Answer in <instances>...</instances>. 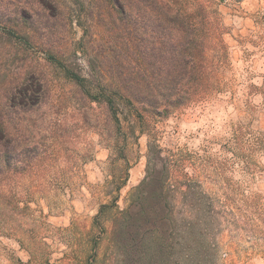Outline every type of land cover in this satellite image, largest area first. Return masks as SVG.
<instances>
[{
    "label": "rangeland",
    "instance_id": "obj_1",
    "mask_svg": "<svg viewBox=\"0 0 264 264\" xmlns=\"http://www.w3.org/2000/svg\"><path fill=\"white\" fill-rule=\"evenodd\" d=\"M58 1L66 19L58 33L63 62L82 76L92 63V80L100 81L96 44L86 45V56L78 52L83 37L101 34L90 17L93 0ZM209 1L227 32L222 93L154 118L143 130L156 123L158 148L184 156L180 170L199 191L197 229L208 241L191 248L197 262L264 264V0ZM37 41L22 43L0 28V97L11 88L19 94L16 85L39 71L50 83L41 107L16 122L19 151L30 145L37 160L0 176V264H90L93 253L102 258L105 251L95 222L100 206L117 195V205L127 206L154 166L155 138L140 134V122L126 111L119 129L105 103L90 101L61 70L44 66ZM172 199L183 217V198ZM182 252L177 242L169 264H179Z\"/></svg>",
    "mask_w": 264,
    "mask_h": 264
},
{
    "label": "trees",
    "instance_id": "obj_2",
    "mask_svg": "<svg viewBox=\"0 0 264 264\" xmlns=\"http://www.w3.org/2000/svg\"><path fill=\"white\" fill-rule=\"evenodd\" d=\"M92 4L90 17L101 34L90 33L89 41L83 37L78 52L86 56V45L96 44L101 62L96 68L98 83L92 80V63H87L89 70L82 76L63 62L58 33L66 19L58 0H0V28L25 44L38 38L44 66L61 70L90 101L105 103L119 129L125 111L134 123L138 119L143 130L154 118L166 119L222 93L227 32L214 2L93 0ZM44 71L18 83L16 87L23 89L19 94L11 88L0 97V176L7 168L15 171L37 160L32 146L25 154L19 151L16 122L22 112L37 111L48 98L50 83ZM156 127L149 125L140 134L155 138ZM152 148L156 152L149 164L154 166L129 193L127 206L117 205L119 195L100 206L95 222L105 251L102 258L93 253L90 264H169L177 242L183 251L179 264H200L191 249L208 241L197 229L199 191L180 170L185 163L181 153L164 155L156 138ZM181 197L186 213L179 218L172 198Z\"/></svg>",
    "mask_w": 264,
    "mask_h": 264
}]
</instances>
